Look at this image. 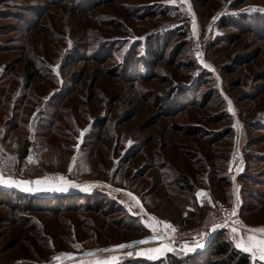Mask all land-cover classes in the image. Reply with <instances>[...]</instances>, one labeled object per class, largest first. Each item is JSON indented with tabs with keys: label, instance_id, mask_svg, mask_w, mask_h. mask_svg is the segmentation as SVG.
I'll use <instances>...</instances> for the list:
<instances>
[{
	"label": "rangeland",
	"instance_id": "obj_1",
	"mask_svg": "<svg viewBox=\"0 0 264 264\" xmlns=\"http://www.w3.org/2000/svg\"><path fill=\"white\" fill-rule=\"evenodd\" d=\"M111 2L0 0V161L15 158V180L48 178L0 184L33 202L0 206V264H201L177 249L98 250L152 235L144 213L179 224L207 193L215 207L179 228L231 211L237 194L244 223L264 225V0ZM185 177L192 195L175 184Z\"/></svg>",
	"mask_w": 264,
	"mask_h": 264
},
{
	"label": "snow or ice",
	"instance_id": "obj_2",
	"mask_svg": "<svg viewBox=\"0 0 264 264\" xmlns=\"http://www.w3.org/2000/svg\"><path fill=\"white\" fill-rule=\"evenodd\" d=\"M169 3H176V0H168ZM249 11H256V9H249ZM260 12H264V9H259ZM214 20L216 19L215 17L213 18ZM194 32H195V27H194ZM197 56H200V53H197ZM203 62V61H201ZM205 67H210L209 65L205 64ZM58 75V73H57ZM227 99V97H225ZM229 104H231V101H229ZM230 112L233 111V109L230 107L228 109ZM234 114V113H233ZM83 135V131L81 132V136ZM131 143V141H129ZM77 149L79 145L76 146ZM30 161L32 157L28 158ZM8 161H11L12 163H15V158L14 157H9L5 161H0V184H7V185H14L16 187H21V186H27L28 184L35 183L36 185H41L48 183V178L45 177L43 179H37L36 181H25V180H15L11 175H5L4 173V168L7 166ZM73 164L76 162V157L72 158ZM71 170V169H70ZM59 181L64 184H73L72 181L67 180L65 177L61 176L58 178ZM76 187H79V185H73ZM25 190L32 191L33 189L25 187ZM59 190H66V188H61ZM84 190H89L88 186H85ZM238 193V189H237ZM128 196L132 197V199L135 201L137 205L140 206L141 210L143 209V206L141 202L139 201L138 198L133 196L132 193H127ZM197 196H204L206 193L203 191L197 192ZM239 203V196L237 194V204ZM131 211V209H129ZM228 211V210H224ZM145 216H148V219L146 221H142L145 225V227L151 229L152 235L149 237H146L143 240L140 241H133L129 243H121L118 245L113 246V248L110 249H103V250H98L100 252L104 253H115L117 250H129L126 252H123L122 255L131 257L133 255L136 256H143L146 257L149 260H158L167 255V253L174 252L175 248L173 247L174 241H170L169 243H160L157 246H151L147 248H141L135 252H133L131 249L136 248V246L139 245H144V244H151L152 241H157L161 240L163 241L164 239L168 238L169 233H175L176 229L171 226V224L164 222V221H158L155 217L150 216L147 213H144ZM229 216H235L236 215V210L233 208L229 213ZM234 225L237 223H241L238 221H233L232 222ZM162 225V228L160 227ZM228 226V222L225 221L222 224H214L212 227V231H215L219 228L226 227ZM231 232L234 234L232 239L234 241L235 247L237 249H241L245 253H250L251 258L253 261H256L257 258L259 261L264 262V227L260 228H247L245 234L240 233V228L237 226L231 227ZM74 247L79 248L80 245H74ZM193 247H203V245L199 242L196 241L193 246H189L187 242H185L184 246L182 247L181 251H192ZM88 255L90 256H96L95 252H89ZM62 258L68 259V260H74L75 257L72 253H61L57 256L53 257V260L56 261H61ZM80 264H86L84 261H80ZM93 264H120V256L116 254L109 255L107 257H97Z\"/></svg>",
	"mask_w": 264,
	"mask_h": 264
},
{
	"label": "trees",
	"instance_id": "obj_3",
	"mask_svg": "<svg viewBox=\"0 0 264 264\" xmlns=\"http://www.w3.org/2000/svg\"><path fill=\"white\" fill-rule=\"evenodd\" d=\"M111 1V3H118L120 0ZM27 72H30L27 74L29 83L33 84L41 80L39 78V69L33 60L29 62ZM175 184L178 185L181 190L187 191L192 195L194 187L190 184L187 177L181 179V181H178ZM32 203V201H29L28 204H24L21 201L19 193L12 190L0 189V206L8 207L15 211H31L33 209ZM192 206L195 210L189 212L188 219L181 220L182 227L190 226V221L195 219L200 214V211L206 209V207L203 209L199 206L197 202ZM97 207L99 212H101L103 205L97 203ZM190 255L191 257H194V259H197V262L202 261L201 264H252L253 262L250 255L243 253L234 246L225 229L217 231L214 234L212 241L205 249L191 253Z\"/></svg>",
	"mask_w": 264,
	"mask_h": 264
},
{
	"label": "built area",
	"instance_id": "obj_4",
	"mask_svg": "<svg viewBox=\"0 0 264 264\" xmlns=\"http://www.w3.org/2000/svg\"><path fill=\"white\" fill-rule=\"evenodd\" d=\"M228 212H224L222 214H216V213H210L206 216V218L203 220L202 224L193 227V228H179L175 231V234L173 237H169L164 239L165 242L174 241L173 244L179 245V243H185V242H207L211 240L214 236V234L224 229L225 227L219 228L215 231H212V227L214 224H222L225 221L231 223L234 219L233 216H229ZM176 242V243H175Z\"/></svg>",
	"mask_w": 264,
	"mask_h": 264
},
{
	"label": "crops",
	"instance_id": "obj_5",
	"mask_svg": "<svg viewBox=\"0 0 264 264\" xmlns=\"http://www.w3.org/2000/svg\"><path fill=\"white\" fill-rule=\"evenodd\" d=\"M210 194L209 193H207V195L203 198V200H200L199 199V201H198V205L199 206H201V207H203L204 205L207 207V211H210V210H212V208H214L215 207V203H214V201H213V198L211 197V196H209ZM241 195V194H240ZM239 206V207H238ZM237 207H232V208H235V210H236V215L235 216H233V221H238V222H241V223H237V224H233L232 222L231 223H229L228 224V226H226L224 229L227 231V233H228V235H229V238L231 239V241L233 242V244H234V241H233V239H232V237H233V233L231 232V227H233V226H237V227H239L240 228V233L241 234H245L246 233V230H247V228H260V227H264V225H257V226H249V225H246L245 223H244V212H243V207H244V201H243V198L241 197V200L239 201V205H238ZM195 209L193 208V206H188L187 207V211H185V213L183 214V218L182 219H186L187 217H188V215H189V212H191V211H194ZM228 211H230V210H228ZM167 223H169V224H171V226L172 227H174L175 229H177V228H179V227H182V224H181V221H180V223L179 224H176V223H174V222H172V221H170L169 220V222H167ZM209 242V241H208ZM207 242V243H208ZM205 244V245H203V247H195V248H193V250L192 251H185V252H187V253H194V252H199V251H202L203 249H205L207 246H208V244ZM184 246V244H179V245H175V244H173V247L175 248V249H177V250H181L182 249V247ZM234 246H235V244H234ZM238 250H240V251H242L241 249H238ZM243 252V251H242ZM243 253H245V252H243ZM246 254H248V255H250L251 256V254L250 253H246ZM255 262H258V263H260V264H264V262H262V261H259V259L257 258V260L255 261Z\"/></svg>",
	"mask_w": 264,
	"mask_h": 264
}]
</instances>
